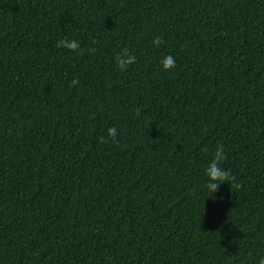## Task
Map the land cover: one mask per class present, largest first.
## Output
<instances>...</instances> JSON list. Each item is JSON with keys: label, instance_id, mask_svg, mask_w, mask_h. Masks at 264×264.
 I'll list each match as a JSON object with an SVG mask.
<instances>
[{"label": "trees", "instance_id": "trees-1", "mask_svg": "<svg viewBox=\"0 0 264 264\" xmlns=\"http://www.w3.org/2000/svg\"><path fill=\"white\" fill-rule=\"evenodd\" d=\"M261 257L264 0H0V264Z\"/></svg>", "mask_w": 264, "mask_h": 264}, {"label": "clouds", "instance_id": "clouds-1", "mask_svg": "<svg viewBox=\"0 0 264 264\" xmlns=\"http://www.w3.org/2000/svg\"><path fill=\"white\" fill-rule=\"evenodd\" d=\"M163 38L161 36L154 37L152 43L159 47L163 43ZM93 43H96V41H93ZM57 48H64L71 52H81L80 42L76 39H68V38H62L57 41L56 43ZM87 51L91 53H95V48L87 49ZM116 65L121 71L127 70V68L136 63V57L131 54L128 48H122L120 52L116 54L115 57ZM161 65L164 70H170L173 69L176 66L175 58L172 55H165L161 59ZM79 83L78 78H74L71 81V86H76ZM118 135L117 130L115 127H109L107 129V137L111 138L113 143H119L118 140H116V136ZM100 142L107 143L108 140L101 136L98 138ZM202 151L207 152V149H202ZM226 159L225 156V149L223 144H218L214 153L212 154V159L208 163L207 167L205 168V174L208 178V181L205 185L206 189L214 194L216 191H218L220 185L224 182H228L231 187H235L236 189H240L243 185L241 183H235L236 177L232 175L231 171L229 169H226L222 167V162ZM257 264H264V257H261Z\"/></svg>", "mask_w": 264, "mask_h": 264}]
</instances>
